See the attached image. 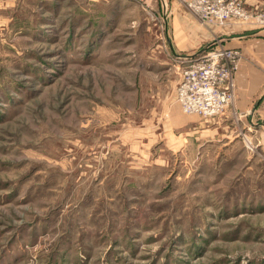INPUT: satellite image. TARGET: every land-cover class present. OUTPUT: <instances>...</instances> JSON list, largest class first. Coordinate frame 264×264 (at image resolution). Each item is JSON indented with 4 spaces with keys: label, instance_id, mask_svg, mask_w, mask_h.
I'll return each mask as SVG.
<instances>
[{
    "label": "rangeland",
    "instance_id": "374dc122",
    "mask_svg": "<svg viewBox=\"0 0 264 264\" xmlns=\"http://www.w3.org/2000/svg\"><path fill=\"white\" fill-rule=\"evenodd\" d=\"M165 20L0 0V264H264V153L235 100L183 112Z\"/></svg>",
    "mask_w": 264,
    "mask_h": 264
},
{
    "label": "crops",
    "instance_id": "0c3cea01",
    "mask_svg": "<svg viewBox=\"0 0 264 264\" xmlns=\"http://www.w3.org/2000/svg\"><path fill=\"white\" fill-rule=\"evenodd\" d=\"M153 1L149 0V3L153 4ZM158 1L166 19L167 54L171 59L195 56L213 43L242 52L244 60L235 77L234 111L237 115L246 117L243 122L248 124L250 130H254L253 137H256L258 146L264 153V28L235 23L225 27H207L188 11L182 0ZM181 3L194 18L185 12ZM246 4L249 9L264 11V0H247ZM169 62H164L168 64L165 69L171 71L174 65ZM233 115H225L218 122L205 121L206 125L201 123L197 126L199 132H212L215 124L223 122L227 126L230 119L233 120Z\"/></svg>",
    "mask_w": 264,
    "mask_h": 264
},
{
    "label": "built area",
    "instance_id": "2783aa9c",
    "mask_svg": "<svg viewBox=\"0 0 264 264\" xmlns=\"http://www.w3.org/2000/svg\"><path fill=\"white\" fill-rule=\"evenodd\" d=\"M145 4L146 0H134ZM188 11L207 27H225L232 23L264 27V11L250 10L246 0H182ZM242 52L220 44L192 57L177 58L181 70L177 101L184 113L212 118L233 106L235 75ZM246 143L253 150L252 142Z\"/></svg>",
    "mask_w": 264,
    "mask_h": 264
}]
</instances>
